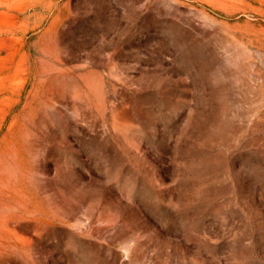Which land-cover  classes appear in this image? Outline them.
I'll list each match as a JSON object with an SVG mask.
<instances>
[{
    "label": "rangeland",
    "instance_id": "374dc122",
    "mask_svg": "<svg viewBox=\"0 0 264 264\" xmlns=\"http://www.w3.org/2000/svg\"><path fill=\"white\" fill-rule=\"evenodd\" d=\"M0 264H264V0H0Z\"/></svg>",
    "mask_w": 264,
    "mask_h": 264
}]
</instances>
